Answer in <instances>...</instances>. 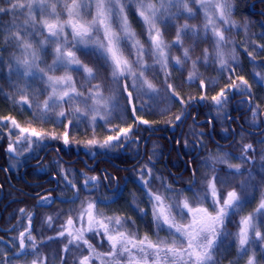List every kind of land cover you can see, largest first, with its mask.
<instances>
[{
    "label": "trees",
    "instance_id": "trees-1",
    "mask_svg": "<svg viewBox=\"0 0 264 264\" xmlns=\"http://www.w3.org/2000/svg\"><path fill=\"white\" fill-rule=\"evenodd\" d=\"M251 1L232 0L230 20L236 26L223 32L226 49L231 50L234 55V62L227 70H222L223 67L215 62L216 38L209 31L205 35L201 28L200 12L193 4H189L193 11L192 16L180 13L165 15L158 20L156 28L162 33L163 41L173 47L166 67L153 62L154 56L143 57L146 64L153 65L152 70L146 72L144 77L156 88L148 95H143L140 89L137 92L132 89L125 77L121 83L124 87L116 88L111 68L93 55L91 48L84 49L80 46V50L76 52L77 57L83 64L93 67L94 70L99 68V71L96 78L91 80H88L87 74L82 71H72L68 75L72 76L77 93L114 94L110 101H115L117 106L112 107L111 115L107 120L104 119V123L98 120L93 124L86 117L77 118V115H73L69 124V119L58 115L60 111H69L68 105L57 108L44 121L38 119L35 115L37 109L34 105H29L34 93L38 91L47 89L38 97L41 105L51 95V89L44 82L47 76L44 80L28 78L26 88L23 78L9 73L12 61L8 56L18 55L23 45L17 48L0 39V194L3 197L0 264H32L34 260L37 264H76L77 260L89 254L87 247L72 244L68 245V250L65 251L64 239H58L56 235L61 225L70 218L76 222L78 214L88 203L95 204L93 213L97 220L108 223V218H112L110 229L115 226V218L118 217L121 221H127L119 231L136 233L138 238L147 234L153 241L157 239V235L161 239L171 240L172 237H169L166 230L157 229L151 213L153 203L146 193L151 191L162 195L166 205L179 203L182 207L183 201L187 199L193 208H208L213 206L209 202L210 195L207 191L210 180L216 186L221 205L232 191L240 196L242 203L221 229L224 235L220 238V247L214 255V260L218 261V264H247L248 256L255 250L260 264H264V241L256 240L248 254L238 258L237 238L241 220L253 214L256 206L264 199V91H258L256 96L236 95L234 92L228 94L226 102L221 105L224 114L231 111L230 97H247L251 100L252 108L259 105L261 109L255 119L259 125L257 128L247 121L251 111L243 114L240 119L243 128L259 133H244L235 129V138L224 149H217L210 142L205 126L198 127L188 118L185 119L186 110L195 104L199 111L197 120L208 118L214 122V139L222 144L229 141V138L225 137L226 133L222 131L225 129L224 121L213 119L209 113L213 108L212 97L217 96L226 87L237 85L241 78L245 81L250 79L248 72L253 61L247 56L253 59L260 56L254 53L261 48L260 39L264 35V2L256 3L252 14L249 8ZM21 2L28 3V0ZM68 2L71 3V0ZM57 10L63 12L60 21H66L67 12L62 7ZM170 11L173 13L172 9ZM258 11H261L262 15H259ZM137 12L134 5L126 10L132 30L137 33V38L142 41L144 47L148 48L147 36L141 22L136 18ZM24 15H27V11ZM33 15L36 27L42 29L43 34L24 39L36 48V42L48 35L43 22L47 20L48 23H55L56 19L41 14L38 9ZM18 19L23 22V17ZM91 19L92 12L85 17L86 21ZM11 20V16H3L5 26ZM185 24L189 25V29L198 30V35L193 36L192 31H189L181 37V46L176 43L177 32ZM4 35H7V32ZM185 48L190 50V59L177 65V58L184 60ZM206 49L209 53L207 60L204 59ZM47 51L46 62L52 64L53 49L48 48ZM128 58H136L134 49L133 55ZM260 63L264 64V60ZM40 66L44 67V64ZM134 67L139 70L137 66ZM193 73L195 78L189 79ZM48 75L61 77L65 75V71L61 68L54 73L49 72ZM169 85L172 87L169 88ZM80 105L82 104L75 101L71 107ZM177 116L181 119L176 120ZM12 120H15L19 127H14ZM99 122L100 125L97 124ZM120 122L130 130L126 138L100 147L107 137L118 135L117 127ZM171 127L173 131L170 130ZM20 128L29 129V132L21 133ZM32 129L42 133L41 137L31 136ZM92 139L99 143L89 145L87 142ZM10 144L14 151H9ZM248 145H251V148L245 151ZM89 150H92V153L89 154ZM215 154H224L226 161L215 163L206 159ZM92 155L94 160L90 159ZM80 157L85 159H77ZM91 166L93 167L90 168ZM235 166H239V169ZM23 167H26L24 172ZM52 176L55 181L49 179ZM104 178L109 185L108 189ZM45 179V186L54 187V202L50 208L42 209L35 207L34 200L24 192L28 187L26 181L39 182ZM115 183L117 188L113 191ZM251 199L253 200L249 201ZM209 211L212 210L209 208ZM171 215L175 217V222L181 225L191 221L190 214L181 217L175 208L172 209ZM259 219L264 221V217ZM260 231L264 233V223H261ZM22 232L25 234L23 251L19 248ZM29 235L33 239L29 240ZM250 237L255 239L254 235ZM85 238L98 253L110 250L102 234L86 232ZM29 241L36 246L30 245ZM120 264H128V261L122 258Z\"/></svg>",
    "mask_w": 264,
    "mask_h": 264
},
{
    "label": "snow or ice",
    "instance_id": "snow-or-ice-1",
    "mask_svg": "<svg viewBox=\"0 0 264 264\" xmlns=\"http://www.w3.org/2000/svg\"><path fill=\"white\" fill-rule=\"evenodd\" d=\"M189 2L196 3L197 0H159V7L150 0H28V3H22L21 0H0V39L7 45L19 48L23 45L26 58H16L10 62L9 73H15L25 81V87L28 86V78L44 80L47 76L48 87L51 89V95L43 101L41 105L38 102V97L47 89L34 93L31 106L37 109L36 117L41 121L46 120L50 113H53L62 105H68L69 111H60L58 115L69 119L77 115L79 117H87L90 113L91 123L96 122L97 116L107 120L111 112L105 111L104 115H100L99 107H90L86 111L80 108L71 109L73 101H79L87 105V100L93 97L89 95L87 99L82 98V94L76 92V86L69 72L76 71L86 73L88 80L95 79L99 68L94 70L93 67H88L83 64L81 59L77 57L76 52L80 50V46L84 49L91 48L92 54L102 59L104 64L111 68L113 78L131 76L133 79L132 87L146 86L148 89H153V85L144 77L145 73L152 70L153 65L144 62V56H154L155 62L163 66H167L169 53L172 45L166 44L162 39V33L156 28V23L163 16L179 15V10L184 9L189 16L193 15L192 8L189 7ZM200 8L204 9L205 20L204 32L210 30L216 38V54L222 56L221 48L225 42V36L217 27V21H222L224 24L230 23L232 15V0H198ZM134 5L139 12L145 25H147V33L149 47L145 48L142 41L137 38L131 25L129 24L126 10ZM62 7L67 12V21L61 22L60 16L62 11L57 9ZM51 8V11H49ZM176 8V14L171 13L170 9ZM39 10L41 14H47L56 19L55 23H48L47 20L43 24L47 27L48 35L43 40L36 42L38 47L34 48L33 44L25 37H34L42 35V29L36 27L35 17L33 13ZM95 10V15L90 21H86L85 17L90 15L92 10ZM27 11V15L24 13ZM218 13V16L216 15ZM3 16H11L12 20L7 26L3 24ZM23 17L21 23L18 19ZM71 31L67 32L66 29ZM15 30V31H13ZM192 31L193 36L198 35V30L189 29V25L185 24L177 32L176 43L182 46L181 37ZM7 32V35L4 33ZM102 33V35H101ZM71 37V39H69ZM48 48L53 49V62L47 64L45 57L48 55ZM135 50V59L129 60V56L133 55ZM189 49L184 50V60L177 58L176 64L180 65L190 59ZM127 53V55H125ZM30 56L29 60L27 57ZM209 58L208 50L204 52V59ZM2 62V57H0ZM223 64L224 61L221 60ZM44 64V67L40 65ZM75 66V67H74ZM134 66L138 67V71ZM195 68V62H193ZM63 69L65 75L56 77L48 75L49 72L54 73L58 69ZM195 74H190L189 79H194ZM243 80V78H241ZM247 83V81H243ZM203 86V85H202ZM172 86L169 85V88ZM127 88V85H125ZM129 95H131L129 93ZM225 96L224 90L212 97L216 104H221ZM96 104L99 105L104 101L102 96H96ZM27 102V101H26ZM103 107L107 109L108 103L104 102ZM181 117L177 116L176 120ZM14 127H19L15 120L11 121ZM147 123V121H143ZM125 135L128 129L121 130ZM21 133H28L29 129L20 128ZM30 135L40 138L42 133L32 129ZM119 140V136H109L100 144V147L109 146L111 141ZM67 133H65V143H67ZM89 145H97L99 142L95 139L87 142ZM251 148V145L247 146ZM15 149L10 144L9 151ZM237 170L239 166H235ZM95 180V178H92ZM87 183V181H86ZM214 197L212 211L205 207L193 208L189 205L188 200L183 201V206L179 203L172 205L165 204V197L151 191L147 192L149 200L153 203V218L158 230H166L171 240L161 239L157 235V239L153 241L147 234L143 238H138L136 233L127 234L119 231V228L127 221H121L120 218H115V226L109 228L112 223V218H108V223L102 220H97L93 209L95 204L89 203L87 206V228L77 229L76 233L68 231L70 237L69 244H74L77 247L86 246L89 255L83 256L80 264H91L93 258L100 260V264H120V261L125 256L128 264H218L214 260V255L219 250L221 236L224 233L221 229L225 221L230 215L234 214L236 209L241 206V198L235 191L229 192L223 204H220L216 198L215 184L210 185ZM207 199V197H205ZM175 208L177 213L183 217L186 214L191 215V221L187 224H178L175 222V217L171 215L172 209ZM187 210V213H185ZM23 211V210H21ZM264 217V199L261 200L257 209L253 214L241 220L240 232L238 238V258H243L247 255L252 245L256 240L264 241V233L260 231L261 221L259 218ZM83 219V216L80 218ZM67 225H73V220L70 218ZM97 225L99 226L97 228ZM166 226V228H165ZM100 229L103 230V235L106 236L110 245V251L107 253H98L89 240L85 238L86 232H93L95 235H100ZM250 233L254 234L255 239L250 237ZM65 232H61L63 236ZM24 233L20 234L19 248L21 251L25 249ZM230 235V234H229ZM28 239H33L29 235ZM68 250V245L65 246V251ZM264 258V257H262ZM32 264H37L33 261ZM247 264H260L257 259L256 251L252 250V254L248 256Z\"/></svg>",
    "mask_w": 264,
    "mask_h": 264
},
{
    "label": "rangeland",
    "instance_id": "rangeland-1",
    "mask_svg": "<svg viewBox=\"0 0 264 264\" xmlns=\"http://www.w3.org/2000/svg\"><path fill=\"white\" fill-rule=\"evenodd\" d=\"M150 2L155 3L157 5V7H159V0H152V1L150 0ZM189 4H193V6L199 10L200 15H201V19H202L201 28L204 30V25L207 23V21L205 20L204 9L200 8V5H199L198 0H197L196 3L189 2ZM172 10H173V14H176L177 11H178L176 8H172ZM179 11H180L179 13H182L184 15L189 16L188 13L184 9L181 8ZM94 15H95V10H92V17ZM216 15L218 16V13H216ZM136 18L138 19L139 22H141L142 28H143L144 33L147 36V40H148L147 25H145L144 22H143V20H142V18H140L139 12H137ZM67 19H68V16L66 18V21H67ZM235 26H236V24H234L232 20H230V23L229 24H224L222 21H219V20L217 21V27H218V29L221 32H224L225 29H233L232 27H235ZM69 31H71V29L70 28H67V32H69ZM209 32H211V31L209 30ZM211 34H212V32H211ZM101 35H102V33H101ZM69 39H71V37H69ZM148 43H149V40H148ZM260 45H261V48L258 50V52L257 53L256 52L255 53L253 52L254 54L260 55L259 58L253 59V58L249 57V55L247 56V58L250 61H253L252 62V65H251L252 66L251 67V70L248 72L250 79L247 80V83L245 84V83H243V81H245V80H241L240 83H238L237 85L230 86L229 88L226 87L224 89L225 96L223 97L222 102L219 105L216 104V102L212 100L211 105L213 106V108H212V110H211V112L209 114H211V116H212L213 119L223 120L224 121V119L229 115L230 112L229 113L227 112L225 114L222 112V106H221L223 102H226L228 94L234 92V93H236V95H247V96H249V95L253 96L254 95V96H256V95H258V93H257L258 91H264V64H261L260 63V62H262V60H264V35H262V37L260 39ZM215 47H216V44H215ZM226 47L227 46L224 43L222 45V48L220 49L221 52H222V56H218L216 54V51H214L215 62L217 64H219V66H222L223 67L222 70L223 69L224 70H227L228 66H230L234 62V60H233L234 59V55L231 53V50H227ZM243 51L245 52L246 50L243 49ZM8 57H9V59H11V61H14L16 58H20V59L26 58V54H25L24 48H21V51H20V53L18 55L10 54ZM27 58L29 60L31 59L30 56H28ZM221 60L224 61L223 64L221 63ZM153 62H155V61H153ZM111 76H112V74H111ZM123 77L124 76H121V77H118V78H115L114 79L113 76H112V79L116 82L115 85H114L116 88H122V87H124V85L121 84L122 81H123ZM126 79L128 80V83L131 84V86H132V84H133L132 77L131 76H127ZM137 83H138V87H135V88L132 87V89H134L136 92L139 91V89H140V92L142 91L143 95L151 94V92L156 89L155 87H153V89H148L146 86H139L140 82H137ZM115 87H114V89H115ZM80 94H82V98L83 99H87L89 97V95H91L93 98L87 100V105H85L83 103H80L77 100L78 103H80L82 105H80V107H78V106L71 107V109L73 111L77 107L80 108L83 111H86L88 108L95 106V107H99L101 109L100 115H104L105 111H109L110 112L111 109H112V107L117 106V103L115 101H110V99L114 96V94H111V93H109V94H103V93H99V92H91L89 94H83V93H80ZM96 96H102L104 98V101H101V103L99 105L96 104V99H95ZM105 101H107V103H108L107 109H105L103 107V104H104ZM73 102H75V101H73ZM73 102H72V104H73ZM260 109L261 108H260L259 105L258 106L254 105L253 108H251V110H250L251 113H250L247 121L250 123V125L252 127L257 128L259 126L258 123L256 122L257 120L255 121V119L258 117V114L260 113ZM91 116H92V114L90 113L89 114V117L88 116L86 117V118H88V121H91ZM98 120H101V122L104 123L103 122L104 119H101L100 116H97L96 122ZM97 124L100 125V122L97 123ZM117 128L119 130L118 131V135H117V136H119V139H122V138L125 139L126 136L128 135V133L130 132V130L128 129V132L125 135L121 130L122 129H127V128L126 127H123L122 124H121V122H120V124H118V127ZM114 141L115 140L111 141L110 145ZM124 142H126V141H124ZM248 149H249L248 147H245V151H247ZM91 151L89 150L87 152L90 154V153H92ZM206 159H208L209 162L213 160V161H215V163H221V162L226 161L225 158H224V154H215V155L211 156V158H210L211 160L209 159V157H206ZM250 162L251 161H249V163ZM211 184H213L212 180H210V183L207 185V191H208V193L210 195L209 196V202L213 205V203H214V197H213V194H212V189L210 187ZM215 191H216V186H215ZM216 198L219 199V197L217 196V194H216ZM252 200L253 199H251L249 201H252ZM88 204H86L84 206V208L81 210V212L78 214L77 221L76 222L73 221V225H71V226L67 225V221H66L59 228L60 231L56 235V238H58V239H64L65 246L66 245H70L69 244L70 237L67 234V232L69 230L72 231L73 234H75L77 229L87 228V226H88V224H87V212H88L87 206H88ZM241 205H242V203H241ZM257 206H256V209H257ZM209 208H210V210H212L213 206L208 207V209ZM151 213L153 214V210L151 211ZM81 216H83V219L82 220L80 219ZM98 227L99 226L97 225V228ZM62 231L65 232V234L63 236L60 235V233ZM99 231L103 235V230L100 229ZM250 235H254V234L253 233H250ZM103 237L107 241L106 236L103 235ZM29 243H30V245L36 246L31 241H29ZM107 243H108V241H107ZM65 246L63 247V250H65ZM109 248H110V245H109ZM104 253H107V252H104ZM81 259L77 260V263L76 264H80ZM124 259L127 260V257L125 256ZM91 264H100V260L93 258L92 261H91Z\"/></svg>",
    "mask_w": 264,
    "mask_h": 264
},
{
    "label": "flooded vegetation",
    "instance_id": "flooded-vegetation-1",
    "mask_svg": "<svg viewBox=\"0 0 264 264\" xmlns=\"http://www.w3.org/2000/svg\"><path fill=\"white\" fill-rule=\"evenodd\" d=\"M258 2H264V0H252L250 2V12L253 14L254 10L253 8L255 7L256 3ZM254 6V7H253ZM259 15L261 14V11H258ZM245 99H247L248 101H240V99H242V97H238V98H233L230 97L231 99V111L229 113V115L224 119V125H225V129L222 130L225 134V137L228 139L229 141L227 143H220L218 141H216L213 137V130H214V122L211 119L208 118H204L202 120H197L198 118V109L197 107H191L188 108L186 110L185 113V119H189L192 122V118L196 115L195 118V123L192 122L193 124H195L198 127H202L205 126L207 129V137L209 138L210 142H212L217 149H224L225 147H228L233 139L235 138V129H238L241 132L244 133H259L258 131H250L248 129L243 128L242 123L240 121V119L242 118L243 114L245 113L247 107L250 106V109L252 108V103L251 100L249 98L244 97ZM206 120H210L212 123V127L208 124V123H202L201 125H197L196 122H201V121H206ZM206 135H204L205 137ZM170 146V145H169ZM169 150H171V146L169 148ZM77 159H81L82 161L85 159L83 157L77 158ZM94 160V159H93ZM100 159H97V161ZM67 163V162H65ZM93 166H91L90 168H92ZM184 167V164H183ZM26 170V167H23L22 172H24ZM104 171V170H102ZM21 172V173H22ZM113 180V184H114V179ZM55 181V180H53ZM105 186L106 189H108L109 185L106 182L105 178ZM47 184L46 179L43 181H39V182H29L26 181V185L28 186L26 188V191L24 192V190H22L29 198H31L32 200H34V206L38 207V208H42V209H47L50 208V206L52 205V203L54 202V197H53V190L54 187L53 186H45ZM2 195L0 194V239L2 238L1 234L3 232L2 229V224H1V208H2ZM50 198H52V203L50 206H47L50 202ZM23 213V211H22Z\"/></svg>",
    "mask_w": 264,
    "mask_h": 264
},
{
    "label": "water",
    "instance_id": "water-1",
    "mask_svg": "<svg viewBox=\"0 0 264 264\" xmlns=\"http://www.w3.org/2000/svg\"><path fill=\"white\" fill-rule=\"evenodd\" d=\"M240 101H248V100L245 99V98H242V99H240ZM191 107H195V108H196V105H195V104H192ZM249 111H250V106L247 107L245 113H247V112H249ZM195 118H196V115L192 118V122H194V123H195ZM202 123H208V124L212 127V123H211V121H209V120L201 121V122H196L197 125H201ZM170 130L173 131V130H174L173 127H171ZM146 142H147V140L144 142V145L146 144ZM90 159H94V155H92V156L90 157ZM104 160H105V159H104ZM49 179H51V180H55V177L52 176V177H49ZM116 188H117V183H115V188H114L113 191H115ZM50 199H51V200H50V202H49V204H48L47 206H50L51 203H52V198H50Z\"/></svg>",
    "mask_w": 264,
    "mask_h": 264
}]
</instances>
